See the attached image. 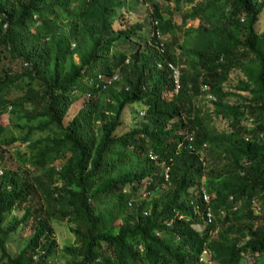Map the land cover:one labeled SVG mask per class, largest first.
<instances>
[{"label":"trees","instance_id":"1","mask_svg":"<svg viewBox=\"0 0 264 264\" xmlns=\"http://www.w3.org/2000/svg\"><path fill=\"white\" fill-rule=\"evenodd\" d=\"M140 1L147 36L117 22L127 0H0V114L13 106L20 120L0 121V264H51L54 220L74 237L60 248L65 264H207L204 247L216 264H237L264 251V0H165L178 22L157 0ZM133 103L143 114L117 131ZM28 223L11 254L8 235Z\"/></svg>","mask_w":264,"mask_h":264},{"label":"rangeland","instance_id":"2","mask_svg":"<svg viewBox=\"0 0 264 264\" xmlns=\"http://www.w3.org/2000/svg\"><path fill=\"white\" fill-rule=\"evenodd\" d=\"M157 1L161 4V7H164L166 5V7L169 8L170 11H172L171 17L173 19V22L179 21V15L174 10L171 2H167L165 0H157ZM123 8L124 9L122 12V16L118 15V19H117V22L119 23V25L121 24V26H127L132 22H138V23L142 24V30H141L140 34L147 36L150 33V7H149V5L140 1V0H127L125 6ZM195 22L196 21H192L191 23H195ZM113 23H114V27L118 25V23L116 24L115 21H113ZM263 24H264V8L259 15L258 28L260 29ZM148 30H149V32H148ZM135 46H136L135 41L130 43V44H127V43L124 44V47H126L127 50H132L135 48ZM74 58H76V57H74ZM4 93L7 96H13V95L19 93V91L12 86H8L5 89ZM85 98H86L85 96L84 97H78L72 103V105L69 108V111L67 112V114L64 117L65 120L68 119L78 109V107L83 102V99H85ZM198 104L202 106L203 110H206V111L210 110L211 105H210L209 101L206 100L204 97L200 98L198 100ZM125 108L126 109H124L123 112L121 113V122L117 127V131H122L126 128H129L131 125L137 123V120L143 114L140 111L141 110L140 107L136 106L135 103H133L132 105H129V106L126 105ZM13 109H14L13 106H10V107L6 106L3 109V111L0 114V121L2 123L9 125V124H11V122H20V120L16 119L17 116L14 113ZM130 110L131 111L138 110L137 116L134 115V116L130 117ZM214 123L216 124L217 127L224 125V122H222V121L215 120ZM1 162H3L2 165L5 168H7V167L13 168L16 165L15 159L11 155H9L7 152L3 153ZM57 165H58L57 161H54L52 164V167L57 166ZM42 170H43V168H38L36 170H32L31 173L32 174L39 173ZM34 201H35V198H32V200L29 201V203L36 204V203H34ZM21 211H22V209L19 207L18 208L15 207V208L11 209V211L9 213L5 214L3 224L6 225L12 216L18 217L21 214ZM52 226H53V237H54L57 245L55 247V253L50 258L49 261L51 264H65V259L67 256L61 251L60 248L64 244L72 243L74 241L73 234L70 231L68 224L65 221L54 220V221H52ZM194 227L200 228L201 224H199V223L194 224ZM32 229H33L32 224L28 223L25 225L18 226L14 232L10 233L8 235V240L6 242V249L8 250V252H10L11 254H15V252L24 244L25 236L27 234H29L32 231ZM253 256L250 254H245L241 257V259L239 260V262L237 264H247L248 262H250L252 260H253V264H264V251L259 253L258 255H255L254 257ZM203 260L207 264H216L212 259H209L207 255L203 256ZM46 264H48V263H46Z\"/></svg>","mask_w":264,"mask_h":264},{"label":"built area","instance_id":"3","mask_svg":"<svg viewBox=\"0 0 264 264\" xmlns=\"http://www.w3.org/2000/svg\"><path fill=\"white\" fill-rule=\"evenodd\" d=\"M152 23L156 25V20H152ZM2 27L5 26V23L3 22L1 24ZM153 34L156 36V38H159L158 42H157V46L158 48H160V50L162 49L161 48V43H162V39L160 38V33H159V30L157 27H155L153 29ZM167 67L169 69V73H170V76L172 78V83H173V91H176L178 88H179V68L177 67V65L173 64L172 62H167ZM116 78V74H112L110 77H109V80L108 81H111L113 79ZM201 89L202 90H205L206 89V85L203 84L201 85ZM206 91V90H205ZM205 97L207 99H214V95L209 93V92H205ZM142 112V111H141ZM188 140L191 139V136H187ZM179 144V143H178ZM149 156L151 158L154 157V155L150 154L149 153ZM164 178L166 179V172L164 173ZM199 192L201 194V199L203 200L204 202V208H203V211L201 213L202 215V219L204 220L205 223H209L212 221L213 219V212H212V209L208 203V195L207 193L205 192L204 188L202 186L199 187ZM252 201V205L254 207V210L256 212L259 211V207L257 205V203L254 201V200H251ZM197 208V205L194 206V209ZM264 213V211H263ZM207 255V250L206 248L204 247L203 249H201V252L198 254V258L199 260H203V256Z\"/></svg>","mask_w":264,"mask_h":264}]
</instances>
